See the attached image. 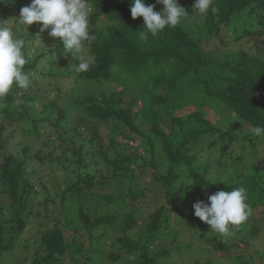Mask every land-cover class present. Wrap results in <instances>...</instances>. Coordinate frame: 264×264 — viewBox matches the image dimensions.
Segmentation results:
<instances>
[{
  "label": "trees",
  "instance_id": "16d2710c",
  "mask_svg": "<svg viewBox=\"0 0 264 264\" xmlns=\"http://www.w3.org/2000/svg\"><path fill=\"white\" fill-rule=\"evenodd\" d=\"M25 2L26 5L30 4L29 0ZM177 2L188 12L181 24L176 28H166L156 37L149 35L147 41H141L136 32L142 30L143 18L132 19L131 0H88L91 9L90 33L95 36L88 54L95 59L86 72L78 73L73 67L71 71L67 70L65 61L71 56L62 49V42L58 38L54 39L53 49L38 48L31 53L30 44L35 39L41 37V42L46 43L47 36H51L50 28L41 31V24L29 28L24 38L28 42L25 71L33 74L31 86L25 90L14 85L8 95L0 99V256L15 247L27 229L28 217L33 208L47 202L36 201L38 192L27 178L28 162L31 159L28 156L29 148L23 149V157L7 152L10 147L9 137H3V133L15 124L22 125V130L29 136L36 134L39 140L46 135L50 126L52 132L49 140L57 142L54 149L61 150L58 158H65L60 164L65 165L69 161L78 169H88L87 158L90 154L94 155L89 146L99 142L102 157L113 167L114 179L121 183L127 178L134 181L137 169L146 171L152 186H159L158 193L163 192L166 198V202L157 206L149 215L150 220L145 229L146 243L141 245L139 241L130 238L128 234L137 227L138 221V209L131 202L147 195L146 189H140L142 182L138 176L125 194L131 200L129 207L132 209L126 213L120 226L123 235L119 238L121 246L119 243L112 245L120 249L121 253L109 252L103 253V256L91 247L85 248L81 234L92 241L98 240L100 236L97 230L103 225L114 226L113 217L87 211L81 202L74 207L63 205L61 212L64 217L69 216L70 211L67 209L73 208L80 222L74 224L76 219L68 220L66 217L64 222L57 220L53 224H46L37 240L31 264H105L108 259L119 264H164L160 258L168 257L170 253L164 251L154 256L149 253V247L154 246L159 237L165 234L162 233V225L168 227L171 214L175 211L192 228L194 237L209 235L213 249L224 252L231 246L222 238L213 236L218 233L211 231L208 225L194 216L193 205L197 201L208 203V197L216 192L237 187L246 190V202L251 211L264 204L263 169L239 174L236 182L221 178L224 184L204 187L208 183L205 175L214 161L196 167L202 157L192 144L206 134H217L211 145L215 147L222 142V153L227 154L237 141L247 140L251 135L250 131L244 133L237 130L236 123H248L251 127L264 126V0H212L204 16L192 8L194 0ZM146 3L155 5L154 10L157 12L163 10V5L157 4L156 0H146ZM213 7L216 9L214 13ZM5 12L0 5V17ZM190 17L197 20L196 30L189 23ZM0 21L6 22L5 19ZM222 27L230 33L234 45L250 43L249 51L240 46L239 49H227L229 43H222L226 47L224 49L207 50L203 47L202 42L218 37ZM53 52L55 54L51 55ZM72 61L74 65L79 62ZM69 77H74L75 83L68 94L81 93L79 82H83L84 87L104 82L106 87L99 101L95 94H90L85 99V108L77 111L79 113L76 116L71 104L70 108L60 104L64 100L59 95L62 94V84ZM112 82L123 88H110ZM49 88L51 91H47ZM124 89L134 92L130 104L119 99ZM46 93L55 96L49 97ZM78 97L74 95V100H78ZM136 98L142 100L140 108L133 105ZM37 99L44 101L38 113L34 111ZM188 105L195 110L188 115L179 114L178 111ZM222 105L226 112L223 119L211 123L204 118L202 108ZM230 114H233V118L228 116ZM140 120L150 125L148 131L141 127ZM70 122L73 124L67 127ZM229 122L234 123L235 129L224 127ZM102 123L117 126L118 133L135 135L130 138H142L146 149H140L139 145L133 146V151L129 153H122L118 138H112L110 145L117 150L118 156L109 159L98 130ZM80 128L89 129V140L83 138L79 145H76L74 139L77 135L67 140L66 131H76L78 134ZM154 137L161 141L167 158L168 168L165 173L159 171L153 148ZM252 138L254 140L256 137ZM54 152L52 150L45 157L37 155V159L41 162L51 160ZM68 153H72L71 158H67ZM132 164H136V167L133 168ZM189 180L192 187L186 188V181ZM68 184L61 192L62 203L68 194H79L84 198L88 190L93 191L95 186L94 177L88 172L79 174L77 181ZM103 197L110 204L120 201L119 197L113 195ZM7 215L10 217L7 218ZM61 223L66 228L61 227ZM258 223V218L249 216L243 224L231 226L230 233H235L246 247L261 232ZM248 230L252 231L251 234ZM175 234L178 236L180 232L175 231ZM193 248V243H187L179 244L177 250L184 254ZM196 248L203 249L199 246ZM233 248L236 256L244 250L237 243ZM128 256H132L130 261ZM237 259L243 262L240 256ZM27 260L24 258L21 264Z\"/></svg>",
  "mask_w": 264,
  "mask_h": 264
},
{
  "label": "rangeland",
  "instance_id": "374dc122",
  "mask_svg": "<svg viewBox=\"0 0 264 264\" xmlns=\"http://www.w3.org/2000/svg\"><path fill=\"white\" fill-rule=\"evenodd\" d=\"M31 3V0H29ZM2 8L5 9V15L0 17V19H5L10 27L13 28L14 31H18L19 35L23 38L27 35V32L30 27L33 25L25 26L18 25L17 19L19 17L20 9L26 5L25 0H15V3L9 2V0H5L4 3H0ZM193 17L189 18V23L192 25V28L196 30V23ZM194 25V26H193ZM55 38L47 36L46 43L41 42V37H38L30 44V49L33 53L36 49L41 48L42 50H47V48L55 47ZM222 43H229L227 49H242L248 50L251 46L250 43H240L239 46L234 45L232 43V38L230 33L226 28H221L220 34L218 37L212 38L210 40H205L202 42L203 47L207 50L215 49V48H226L222 45ZM67 65V70L72 69L73 61L71 58H68L65 61ZM74 77L66 78L65 82L62 84V94H59L61 98L64 100L60 101L62 106H68L70 108V104L73 106L72 109L75 110L73 113L74 116L77 115V111H81L85 108V99L90 94H95L97 96L98 101L101 99V92L104 91L105 85L104 82L102 84H89L87 87H84L83 82H79L81 87V93L71 92L68 94V91L73 86ZM54 80H52V84H54ZM110 88L121 89L123 88L120 84L112 82L109 85ZM43 87V86H42ZM44 88V87H43ZM109 89V88H107ZM135 89V87H133ZM47 91H51L49 88ZM124 93L119 97L120 100L125 103H131L134 99V92L127 91L124 89ZM135 91V90H134ZM56 93V92H54ZM67 93V94H66ZM47 94V93H46ZM79 95L78 100H74V95L76 97ZM49 97H53L47 94ZM65 97V98H64ZM67 98V99H66ZM75 101L76 104L73 105ZM44 102L41 99H37L34 102V111L36 113L40 112V106ZM83 102V104H81ZM142 100L136 98L134 101V107H141ZM80 106H79V105ZM79 107L77 108L76 107ZM222 109V110H221ZM195 108L191 105L186 106L184 109L179 110V114L188 115ZM224 107L209 106L206 108H202L201 112L204 113V118L209 120L211 123L220 121L223 119ZM79 115V114H78ZM233 118V114L228 115ZM78 118V116H77ZM72 120V119H71ZM140 125L146 131L149 130L150 125L147 124L146 121L140 120ZM73 124L70 122L67 127ZM48 126V125H47ZM22 125H14L9 126L3 133V137H9V149L8 153L15 154L17 156L23 157V149L28 147V156L31 159L28 162L27 169V178L30 180L35 188V191L38 192V198L36 201H44L41 206H35L33 208V212L28 217V225L25 232L18 239L16 245L12 250L3 253L0 256V264H21L24 258H28L24 264H31V259L35 254L36 247L38 245L37 240L40 238L44 226L48 223L53 224L54 221L60 220L61 222L66 221V217L68 220L76 219L74 224H78L80 221L78 219V215L73 211V208L67 209L69 210V216L64 217L62 214V206L74 207L78 206V202L83 204V208L87 211L101 214H109L115 220V225H103L97 230V235L100 236L98 240H90L87 236L81 234V241L84 242L85 248L91 247L94 252H99L100 255L103 256V253H117L120 254V249L114 248L112 245L120 244L119 238L123 235L120 232L121 223L124 221V217L126 213L131 212L129 207V203L131 200L125 196V194L129 191V186L132 183L136 182L137 177L139 176L140 181L142 182V186L140 189H146L147 195L145 197L139 198L131 203L135 207H137L138 211L136 215L138 217L137 227H135L131 232H129V237L134 239L135 241H139L141 245L146 243L147 231L145 230L149 220L150 213L154 211L157 206H160L162 203L166 202V198L163 192L158 193V187L152 186L150 183L151 178L147 175L146 171H141L140 169L136 170V178L134 181H130L129 178L123 179V183L119 180L113 178V167L109 166L105 159L102 157V154L99 151L100 143L96 142L92 144L91 150L94 155L90 154V157L87 158V164L89 167L87 170L78 169L75 164H70V162H66L67 164L62 165L65 158L60 160L58 157L61 154V150L56 148L57 142H50V134L52 132V128L48 126L46 130L47 133L40 140L36 137V134L32 133V135H28L25 131L22 130ZM226 129H235L234 123L229 122V124H225ZM236 128L240 132L247 133L251 126L248 123H236ZM17 129V130H15ZM117 126L108 125L102 123L98 126V130L100 136L102 138V146L105 150H107V155L109 159H114L118 156L116 153V149L112 148L110 145V139L118 138V142L121 145L120 150L122 153H129L133 151V146L141 145L140 149L143 148L144 140L140 137L130 138L131 136L128 134L118 133ZM78 131L80 133H75L76 131H66L65 136L67 140H71L73 137L76 141V145H79L80 142L84 139L89 140L91 135L89 134V129L80 128ZM145 131V132H146ZM217 134H206L204 137L198 141L193 142L192 144L195 146L199 155L202 157L196 167H202L207 163V161H214L211 166H209L210 171L205 175L206 178L209 177L210 174L215 173L218 177L225 178L230 182H236L238 180L239 174L247 173L252 170H264V137L255 138L252 140V136L250 135L247 140H239L237 141L227 152V154L222 153L220 142L217 146L213 147L212 141L216 138ZM153 148L154 153L157 159V163L160 166L159 171L161 173H165L168 168L167 158L165 157L163 146L161 141L158 138H153ZM144 149H146L144 147ZM52 150H54V156L51 160L41 162L37 159V155L40 157H45ZM72 157V153L67 154V158ZM1 160V159H0ZM68 166L70 167L68 169ZM132 167L135 168L136 164H132ZM68 169V170H67ZM35 170L34 173L31 171ZM202 171V170H201ZM90 173L94 177L95 186L93 191L88 190L85 194V197L82 198V195L79 194H68L66 201L62 203V190H65L70 182L77 181V177L79 174ZM246 175V174H243ZM151 189V190H150ZM104 195H113L119 197L120 201L114 202L113 204L108 203L104 199ZM48 196V197H47ZM84 201V203L82 202ZM7 212L9 209L6 210ZM250 217L255 216L259 219L258 226L260 227L261 232L256 235L252 241H250L248 246H243L241 241L237 238L235 233H230L227 236L216 234L218 238H222L225 240L227 245L231 246L228 248L229 250L221 252L215 251L213 249L212 244L209 243L208 236H193L192 228L186 224V221L183 220L178 212H173L171 214L170 223L168 227H165V224L162 225V233H165L162 237H159V240L156 241L154 246L149 247V253L151 255L163 254L164 251H168V257H161V261L164 264H264V204L258 206L256 209H253L249 215ZM10 215H7L9 218ZM61 227L66 228L64 223H61ZM69 229V228H68ZM175 231L180 232L177 236ZM251 230H248V233L251 234ZM211 235V234H210ZM187 243H193L195 248L192 251L181 254L179 250H177L178 245H185ZM237 243L243 246L242 253H237V256H240L243 259V262L237 259L236 253L234 252L235 248L233 245ZM121 246V244H120ZM197 246L203 247L202 250L196 248ZM127 256V255H126ZM132 256H128V260L130 261ZM242 262V263H241ZM105 264H119L112 263L109 259L104 262ZM122 264V263H120Z\"/></svg>",
  "mask_w": 264,
  "mask_h": 264
},
{
  "label": "clouds",
  "instance_id": "9594fccd",
  "mask_svg": "<svg viewBox=\"0 0 264 264\" xmlns=\"http://www.w3.org/2000/svg\"><path fill=\"white\" fill-rule=\"evenodd\" d=\"M4 2L0 0V3ZM9 2L15 3V0ZM156 3L163 5L162 11H155V5L147 4L146 0H131L132 19L143 18V28L136 32L141 41H147L149 35L156 37L166 28H176L188 14L177 0H156ZM211 4L212 0H194L192 8L204 16ZM90 11L88 0H31L29 5L20 9L16 21L26 29L33 24H41L42 32L50 28L49 35L58 38L62 49L73 60L79 61L73 65L79 73L88 71L95 59L88 54V48L95 40L90 33ZM215 11L213 7L212 12ZM27 49L28 42L18 31H14L7 22L0 21V99L6 97L14 85L25 90L31 86L33 74L25 71ZM249 131L253 137H264L262 125L252 126ZM220 183L223 182L218 175L212 173L204 187ZM185 187L191 188L192 182L186 181ZM246 201L247 193L243 187L221 190L209 196L208 203L197 201L193 205L194 216L208 225L211 231L227 236L231 226H239L248 219L251 209Z\"/></svg>",
  "mask_w": 264,
  "mask_h": 264
}]
</instances>
